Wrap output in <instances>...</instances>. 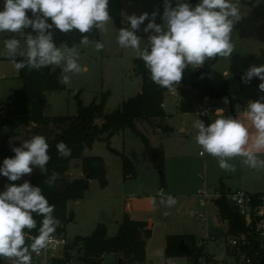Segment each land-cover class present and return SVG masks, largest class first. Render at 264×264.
I'll return each instance as SVG.
<instances>
[{"label": "rangeland", "instance_id": "374dc122", "mask_svg": "<svg viewBox=\"0 0 264 264\" xmlns=\"http://www.w3.org/2000/svg\"><path fill=\"white\" fill-rule=\"evenodd\" d=\"M171 2L175 6L176 0ZM233 3H238L240 9V18L234 21L231 33L233 53L231 57L217 56L203 64L205 70L211 74L210 82L215 86L221 85L229 77L246 72L251 66L264 65V0H233ZM197 4L191 6L195 7ZM0 10H3V0H0ZM163 11L164 0H132L123 8V22L127 27L129 16L149 14V19L136 31V35L141 38L142 49L146 47L148 37L154 34L143 31L152 19L151 14L156 12L155 23L163 25ZM107 27L106 33L99 31L103 38L100 41L104 44L103 50L95 49L96 41H90L86 46L78 43L70 47L78 51V63L86 66L87 71L80 74L63 72L60 75L62 88L45 94L46 116L77 115L78 96L88 106L96 98L99 100L103 93H108L105 112L112 113L124 101L141 91L142 76L135 72L134 64V59L139 57L133 50L119 46L117 36L120 28L113 19ZM13 36L21 39L23 48L24 40L18 35L0 33V117L11 108L10 98L13 91L20 86L19 70L15 69L13 62L4 54V41ZM51 68L59 67L51 65ZM65 75L70 78L68 84L63 83ZM261 82L258 79L256 84L246 86L244 92L237 97L240 102L235 106L236 112L247 108L250 101L264 102V92L258 87ZM183 90L185 94L182 93ZM183 102L191 105L193 111H182L179 105ZM195 104L196 99L191 88L178 83L166 94L165 119L138 122V128L149 138L151 145L162 146L165 150L164 185L161 172L154 168L144 141L130 128L110 137L108 133L102 134L94 142L92 149L85 151L86 156H100L104 159L108 183L103 187L99 180L92 179L85 198L68 202V209L73 213V220L66 225L64 233L69 240V247L66 250L46 251L36 260V264H86L80 259L81 252L77 245H74L76 237L91 235L103 223V215L108 219L104 223L107 234L115 236L127 211V204L133 209L136 218L148 220L152 224L153 233L146 243L147 264H194L187 257H166L165 239L168 234H193L197 243L207 235H212L216 240L209 241L206 251L211 255L224 251L228 239V222L220 216L219 207L212 201L203 203L198 190L206 185L212 189L220 188L223 180L232 189L246 188L253 193L263 192L264 168H250L242 162V158H233L228 163L235 170L226 171L220 168L217 158L208 154L201 155L202 149L195 140L198 130L193 124L197 119L204 123L205 121L198 115ZM212 104L223 109L230 106L228 98L218 103L213 101ZM246 125L253 129L250 123ZM33 135H41L40 127H23L15 139L16 147H20L22 142ZM122 154L129 157L136 167V177L125 176ZM257 156L264 160V153ZM29 176L26 175L24 181H28ZM83 176L85 174L81 159L72 160L68 178L73 180ZM161 196H171L175 203L168 207L159 205ZM153 198L156 204L153 203ZM200 212L207 213L208 221L198 216ZM66 251L69 253V260L65 257ZM109 261L106 257L103 264H109ZM5 264L13 262L7 260ZM211 264L224 263L213 261Z\"/></svg>", "mask_w": 264, "mask_h": 264}, {"label": "clouds", "instance_id": "9594fccd", "mask_svg": "<svg viewBox=\"0 0 264 264\" xmlns=\"http://www.w3.org/2000/svg\"><path fill=\"white\" fill-rule=\"evenodd\" d=\"M151 15L143 31L154 34L148 37L146 47L141 48L136 31L149 19L148 13L129 16V27L119 30L117 43L123 49L133 50L144 61L150 79L159 87H175L188 66H202L207 60L217 56L228 58L233 53V23L240 18L238 3L233 0H200L195 7L184 0H176L173 7L171 0H164L163 25L155 23L156 12ZM111 19L109 0H3L0 33L16 34L24 40L22 48L21 39L15 36L6 39L4 54L17 70L39 71L55 65L64 73L80 74L87 67L78 63V51L66 44L57 46L52 30L65 34L78 32L81 45L86 46L90 42L87 34L94 29L106 33ZM94 43L97 51L103 50L102 42ZM253 78L262 81L258 87L264 92V65L251 66L242 77L245 83ZM69 82V76L65 75L63 83ZM247 117L254 131L239 118L219 116L207 126L197 119L193 127L198 130L195 140L202 149L200 154L217 158L220 168L226 171L235 170L228 163L235 157L242 158L250 168H264V160L256 155L264 150V102L250 101ZM56 149L60 157L71 155V149L63 141L56 144ZM12 151L15 155L3 160L0 176L15 182L31 175L34 168L48 176L47 164L51 157L45 136L33 135ZM57 176L52 172L45 183L53 186ZM153 203L156 204L155 198ZM174 203L171 196H161L159 201L165 207ZM54 211L55 205L49 204L39 186L27 180L19 185L8 184L0 193V259L11 260L13 264H31L33 253L39 255L53 243V234L60 224ZM34 214L43 219L38 235L32 236V230L37 229Z\"/></svg>", "mask_w": 264, "mask_h": 264}, {"label": "trees", "instance_id": "16d2710c", "mask_svg": "<svg viewBox=\"0 0 264 264\" xmlns=\"http://www.w3.org/2000/svg\"><path fill=\"white\" fill-rule=\"evenodd\" d=\"M132 0H109V12L117 27L127 28L123 22L122 11L126 3ZM190 5L199 3L200 0H187ZM31 17V12H28ZM51 23V20L48 21ZM30 31V29L28 30ZM54 40L57 46L66 44L72 47L80 43L81 35L78 32L61 33L53 29ZM89 41H101L102 35L98 30L88 33ZM17 59H22L17 57ZM135 72L142 76L141 91L124 101L121 107L112 113H106L108 93H103L101 98L92 101L88 106L84 105L78 96V113L73 116H46L44 114L45 94L49 91L59 90L62 85L59 81L63 73L61 67L52 69L51 66L44 67L39 71L19 70L20 86L11 96V108L0 117V166L5 158L14 157L12 151L16 147V137L23 127L35 125L40 127L41 135L45 136L49 144V155L51 159L47 164L48 176L52 172L58 174L55 184L49 186L45 181L48 176L42 175L38 168H34L29 176V182L33 186H39L43 195L50 205H55L53 215L60 221L55 233H65L66 225L73 220V213L68 209L70 200L85 198L92 179L99 180L104 187L108 183L107 165L100 156H86L85 151L92 149L94 142L101 135L108 133L109 137L123 129L130 128L145 143L146 150L151 155L154 168L161 172L162 184L164 185L165 150L162 146L154 147L149 138L138 128V122L163 120L166 118L164 102L166 94L173 88L159 87L150 79V72L145 67L141 58L134 59ZM245 72L236 74L225 79L221 85L215 86L207 78H199L200 72L192 66L185 68L182 80L179 83L191 88L195 99L204 97L220 101L229 99V112L233 113L235 106L240 100L237 98L242 94L246 86L254 85L259 78H253L245 83L242 77ZM185 94V91H182ZM184 111H193V107L184 102L179 105ZM206 122V121H205ZM63 141L71 149V155L60 157L56 144ZM123 155V170L126 177H136L137 169L126 155ZM81 159L83 177L69 179L68 173L71 162ZM25 177V176H24ZM21 180L12 182L7 177L0 176V193L6 190L10 183L17 185L24 182ZM222 190L228 189L222 185ZM220 216L229 223L228 232L236 234L245 229L243 217L231 206L226 199H222ZM37 229L32 230L31 235H38V229L43 217L35 215ZM153 228L148 221L135 220L126 211L115 236L107 234L104 223L100 224L91 235L78 236L74 245L81 252L80 259L86 264H102L105 255L115 256V262L119 264H142L146 259V243L152 236ZM28 244L31 240L27 241ZM69 247L67 245L64 250ZM203 254V248L198 245L193 234H168L165 239V255L168 258L187 257L194 264H199V258ZM68 259L69 253L65 252ZM7 260L0 259V264ZM95 262V263H94Z\"/></svg>", "mask_w": 264, "mask_h": 264}, {"label": "built area", "instance_id": "2783aa9c", "mask_svg": "<svg viewBox=\"0 0 264 264\" xmlns=\"http://www.w3.org/2000/svg\"><path fill=\"white\" fill-rule=\"evenodd\" d=\"M194 69L200 72L199 78H211L210 72L205 70L204 65L196 66ZM213 101L218 102L208 96L196 100L195 107L198 115L204 121L217 114L218 110H220V108H216L215 104H212ZM198 194L204 204L212 201L216 205V199H220L221 201L223 198L226 199L243 217L245 225V229L239 233L230 234L228 232L227 244L224 251L217 255H211L206 251L209 241L216 240V237L207 235L201 239L198 245L203 248V254L199 258V264H211L213 261L224 264H264V191L253 193L244 188H236L228 189L224 192L222 188L212 189L206 185L204 188L198 190ZM198 216L202 220L208 221L207 213L200 212ZM68 244L69 240L64 233H54L53 243L42 250L39 255L33 253L31 264H36V260L42 257L46 251L64 250ZM115 264L119 263L116 262Z\"/></svg>", "mask_w": 264, "mask_h": 264}, {"label": "crops", "instance_id": "0c3cea01", "mask_svg": "<svg viewBox=\"0 0 264 264\" xmlns=\"http://www.w3.org/2000/svg\"><path fill=\"white\" fill-rule=\"evenodd\" d=\"M221 101V100H220ZM219 102V101H218ZM217 102V103H218ZM228 109H229V106L226 108V109H223V108H220V110H223L222 112H218L217 114H215V115H213L212 117H210L208 120H206V122H205V125L207 126V125H209L210 123H212V121L213 120H215L216 118H218L219 116H225V117H232V118H239V119H241V120H243L246 124L247 123H250L251 124V122L248 120V117H247V108H245V109H241V111L240 112H236L235 110H234V112L233 113H230V112H228ZM225 110H226V112H225ZM159 126V125H158ZM182 130H184V129H182ZM250 131H254V129H250ZM248 147L249 148H251V144H249L248 145ZM253 151H255L254 149H253ZM264 153V150H262L261 152H259V153H256V155H261V154H263ZM240 157H235L234 158V160L236 159V160H238ZM241 159V158H240ZM222 185H224L227 189H232L231 187H229L228 185H227V183H225L223 180H221V182H220V188H221V186ZM228 186V187H227ZM244 189H246V188H244ZM248 190V189H247ZM255 193H257V192H255ZM127 211L129 212V214H130V216L133 218V219H135V220H143V219H139V218H136L135 217V214H134V212H133V209L131 208V207H129V205L127 204ZM192 214L194 213V211H192L191 212ZM125 214V213H124ZM143 221H148V220H143ZM150 224H151V222L150 221H148ZM151 226H152V224H151ZM120 227V226H119ZM106 257H108L109 258V264H115L116 262H115V256H113V255H110V254H108V255H105L104 256V258H103V260H102V264H103V262L105 261V259H106ZM142 264H147V259H145V261L142 263Z\"/></svg>", "mask_w": 264, "mask_h": 264}, {"label": "water", "instance_id": "95a60500", "mask_svg": "<svg viewBox=\"0 0 264 264\" xmlns=\"http://www.w3.org/2000/svg\"><path fill=\"white\" fill-rule=\"evenodd\" d=\"M173 7H175V6H173ZM220 201H221L220 199H216L215 200V203H216L217 206H220ZM101 220H102L103 223H106L108 221L107 217L104 216V215L101 217Z\"/></svg>", "mask_w": 264, "mask_h": 264}]
</instances>
